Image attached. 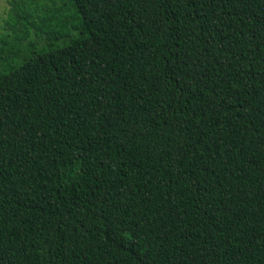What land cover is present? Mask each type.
Masks as SVG:
<instances>
[{
  "label": "trees",
  "instance_id": "obj_1",
  "mask_svg": "<svg viewBox=\"0 0 264 264\" xmlns=\"http://www.w3.org/2000/svg\"><path fill=\"white\" fill-rule=\"evenodd\" d=\"M73 2L0 73V264H264V0Z\"/></svg>",
  "mask_w": 264,
  "mask_h": 264
},
{
  "label": "rangeland",
  "instance_id": "obj_2",
  "mask_svg": "<svg viewBox=\"0 0 264 264\" xmlns=\"http://www.w3.org/2000/svg\"><path fill=\"white\" fill-rule=\"evenodd\" d=\"M81 23L73 0H0V73L35 51H48L78 38Z\"/></svg>",
  "mask_w": 264,
  "mask_h": 264
}]
</instances>
